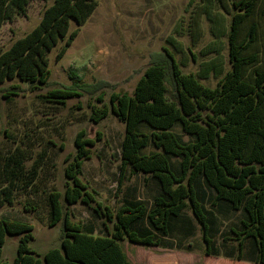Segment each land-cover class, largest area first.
Instances as JSON below:
<instances>
[{
  "label": "trees",
  "instance_id": "1",
  "mask_svg": "<svg viewBox=\"0 0 264 264\" xmlns=\"http://www.w3.org/2000/svg\"><path fill=\"white\" fill-rule=\"evenodd\" d=\"M225 1L232 12L226 34L229 70L224 73L220 54L215 50V61L204 63L201 76L182 73L174 54L182 52L181 44L174 38L181 36L183 27L176 23L174 37L167 39L173 51L164 48L152 57L131 94L112 92L107 105L101 93L94 100L97 106L89 105L93 124L105 119L109 111L124 124L118 188L126 170L149 176L159 190L151 208L129 203L113 214L108 206L96 201V192L81 180V175L83 161L90 159V148L100 135L97 133V138L91 140L80 131L74 139L75 154L65 158L64 193L46 194L48 227L62 222L59 247L40 256L29 246L33 241L31 225L1 218L0 264H131L121 242L160 247L162 239L169 236L171 222L187 208L200 226L208 250L207 218L196 189L199 181L212 191L213 205L221 202L245 214L240 228L232 230L238 241L236 260L242 258L243 242L251 239L256 252L254 263L264 264V51L261 55L252 51L259 40V21H264V0H190L187 8H192L184 31L196 42L201 35L198 19L203 16L211 24L214 41L221 45L225 35L221 27L223 14L215 7L229 14ZM29 2L0 0V27L15 17L25 16ZM96 6L95 0H52L38 24L0 54V84L18 80L26 83L30 92L47 87V54L62 43L55 55L59 61ZM72 23L76 27L70 30ZM209 74L217 78L222 75L214 88L198 80L207 79ZM14 89L18 88L11 87ZM77 89H55L41 98L64 105L69 99L82 97ZM141 123L151 129L149 134L138 132ZM176 124L193 140L181 142L171 131ZM149 144L155 151L141 154ZM168 156L179 158L177 175L171 171ZM23 164L18 154L4 159L0 207L11 203L18 187L27 189L34 183L39 163L30 172L24 171ZM76 203L104 219V235L87 233L80 223L72 221L69 208ZM107 223H112V229ZM142 223L145 226L139 227ZM7 235L18 237L11 263L2 260Z\"/></svg>",
  "mask_w": 264,
  "mask_h": 264
},
{
  "label": "rangeland",
  "instance_id": "2",
  "mask_svg": "<svg viewBox=\"0 0 264 264\" xmlns=\"http://www.w3.org/2000/svg\"><path fill=\"white\" fill-rule=\"evenodd\" d=\"M95 1V10L79 27V34L65 55L59 61L55 60L62 43H58L47 54L50 71L47 87L30 92L28 85L18 80L0 84V179L3 178L1 169L4 159L13 153L23 158L25 172L32 171L37 163L40 165L34 183L27 189L18 187L13 192L11 203L0 207V219L31 225L33 241L29 246L40 256L60 245L62 222L48 227L46 194L51 191L61 195L64 193L65 158L75 154L74 139L80 131H84L85 137L91 140L97 138V133L100 135V140H96L90 148V159L83 161L81 180L96 192L95 199L102 206H108L113 214L129 203H142L151 208L153 198L159 194L158 186L152 178L130 174L129 170H126L118 188L120 146L125 126L110 111L100 123L93 124L89 120V105L97 106L94 102L96 97L104 93V103L108 105L112 92L131 94L152 57L162 53L164 48L172 50L167 39L174 37L172 34L176 23L183 27L179 33L181 36L174 38L181 44L182 52L174 54L182 73L201 76L204 63L214 58L215 50L220 54L224 73L230 68L226 34L232 12L226 1L229 14L215 7V11L223 14V26L221 22L219 24L225 32L221 45L214 41L211 24L203 16L198 19L201 35L196 42H192L187 31H184L192 8H187L190 0ZM51 3L52 0H30L25 16L15 17L2 24L0 54L28 34ZM75 27L72 23L70 30ZM213 27L216 29L217 25ZM258 33L259 40L253 45L252 51L261 55L264 51L262 20L259 21ZM208 76L207 79L198 80L204 86L214 88L222 75L219 78L212 74ZM75 86L79 88L77 92L82 97L69 99L64 105L41 98V95L49 91L75 89ZM11 87L18 89L11 90ZM7 92L14 95H7ZM137 130L146 134L151 131L144 123L139 124ZM171 131L181 142L193 140L182 133L179 124ZM152 151L155 150L149 144L140 152L149 154ZM168 161L171 171L177 175L179 158L168 156ZM196 189L207 218V237L210 240L208 250L202 230L187 208L179 218L171 222L169 236L162 239L160 247L121 242L131 264H255L256 252L251 239L243 242L242 258L236 260L238 241L232 230L240 228L245 214L233 211L221 202L213 205L212 191L202 181H199ZM61 203L65 205L62 198ZM91 207L94 208L95 204ZM69 209L72 221L80 223L85 232L94 236L104 235V219L98 218L91 209L80 203ZM107 225L112 229V223ZM142 226L145 223L139 227ZM17 245V236L5 237L2 249L4 262L11 263L14 260Z\"/></svg>",
  "mask_w": 264,
  "mask_h": 264
}]
</instances>
